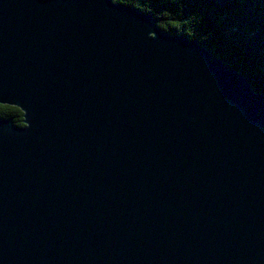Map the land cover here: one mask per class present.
<instances>
[{"label": "water", "instance_id": "95a60500", "mask_svg": "<svg viewBox=\"0 0 264 264\" xmlns=\"http://www.w3.org/2000/svg\"><path fill=\"white\" fill-rule=\"evenodd\" d=\"M0 264H264V94L112 0H0Z\"/></svg>", "mask_w": 264, "mask_h": 264}, {"label": "trees", "instance_id": "16d2710c", "mask_svg": "<svg viewBox=\"0 0 264 264\" xmlns=\"http://www.w3.org/2000/svg\"><path fill=\"white\" fill-rule=\"evenodd\" d=\"M153 16L163 31L196 40L264 94V0H112ZM0 118L23 124L22 111L0 104Z\"/></svg>", "mask_w": 264, "mask_h": 264}]
</instances>
